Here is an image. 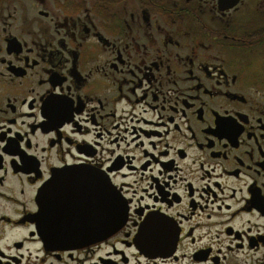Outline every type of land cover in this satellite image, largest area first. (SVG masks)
<instances>
[{
  "label": "flooded vegetation",
  "instance_id": "obj_1",
  "mask_svg": "<svg viewBox=\"0 0 264 264\" xmlns=\"http://www.w3.org/2000/svg\"><path fill=\"white\" fill-rule=\"evenodd\" d=\"M0 264H264V0H0Z\"/></svg>",
  "mask_w": 264,
  "mask_h": 264
},
{
  "label": "water",
  "instance_id": "obj_2",
  "mask_svg": "<svg viewBox=\"0 0 264 264\" xmlns=\"http://www.w3.org/2000/svg\"><path fill=\"white\" fill-rule=\"evenodd\" d=\"M102 182L100 181V190L98 198L93 200V209L91 208L92 201L87 199L86 201H89L90 204H88L87 210H94V203L96 201L98 202V212H103V215H107V203L108 201L112 205V210L109 213V218L111 219V222L108 225L104 226L103 219H106L107 217L100 215L99 225L98 228H96V221H93L88 226L86 222L81 221L80 219L77 220L76 223H74L71 226V229L68 230H52L50 232V241L55 244H74V243H86L90 241H100L104 238H107L108 236L112 235L114 232H116L120 226L123 224L125 218H126V208L122 202V199L118 196V194L112 190H103L101 188ZM104 193V194H103ZM85 209L79 208L76 209L74 213L81 214L84 212ZM96 211V209H95ZM88 213V212H87ZM42 223L43 225L46 223L47 215H44L43 220V213L41 214ZM95 228V229H94Z\"/></svg>",
  "mask_w": 264,
  "mask_h": 264
}]
</instances>
